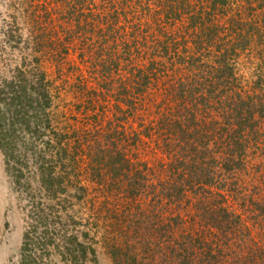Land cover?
<instances>
[{
	"label": "trees",
	"instance_id": "trees-1",
	"mask_svg": "<svg viewBox=\"0 0 264 264\" xmlns=\"http://www.w3.org/2000/svg\"><path fill=\"white\" fill-rule=\"evenodd\" d=\"M58 1L65 4L67 25L76 26L78 33L97 29L91 17L99 19L100 29L115 27L100 30L98 46L91 50L105 71L111 70L112 63L104 53L112 61L120 58L117 41L128 29L120 25L130 21L129 61L137 72L124 84L128 90L139 84L146 90L142 95H127L124 101L133 104L135 97L151 93L157 85L153 95L157 107L150 102L149 110L145 106L142 116L137 114L143 118L140 132L126 133L118 129L119 123L97 125L95 130L93 126V131L73 126L58 130L52 117L55 86L38 57L22 61L11 76L0 79V151L5 172L27 202L32 218L23 237L20 264H51L54 254L67 264H98L95 249L87 241L89 234L74 231L81 214L78 205L86 200L85 173L80 170L85 165L91 181L118 186L113 197L118 195L119 203L131 201L130 211L131 204L140 207L147 186H160L153 195L180 208L184 200L192 203L190 195L195 197L185 212L188 220L181 213L159 212L152 224L162 235L171 231L175 236L176 227L177 235L185 237L186 243L177 235L170 238V245L182 247L179 264H264L262 255L257 259L252 253L238 254L232 246L233 236L240 233L241 217H233L227 206L228 197L237 191L230 187L231 181L247 167L249 150L260 141L264 127L263 85L256 88L259 94H252L236 73L241 54L249 52L256 39L264 41V30L250 12L252 0H115L98 12L94 0ZM182 14L187 26L179 29L176 24ZM80 36L72 34L71 40ZM183 44V53L178 52ZM78 80L82 82L81 77ZM84 86L75 87L84 91ZM133 108L124 110L125 115H135ZM102 115L95 111L92 117ZM91 134L104 140H86ZM141 142L161 155L156 165L162 174L156 182H150L146 162L129 157L132 147ZM135 213L131 216L137 217ZM143 224L138 222L132 232L138 233ZM147 225L142 229L148 230ZM113 254L116 261L125 255L122 249Z\"/></svg>",
	"mask_w": 264,
	"mask_h": 264
},
{
	"label": "rangeland",
	"instance_id": "rangeland-1",
	"mask_svg": "<svg viewBox=\"0 0 264 264\" xmlns=\"http://www.w3.org/2000/svg\"><path fill=\"white\" fill-rule=\"evenodd\" d=\"M111 1L115 0H94L95 12L102 10L103 6L112 4ZM262 1L252 0L250 12L257 18L255 19L257 27L264 30V9L260 6ZM65 9V4L58 0H0V79L11 76L18 64L24 60L31 61L36 56L55 86L52 117L58 130L64 126L68 129L73 126L74 129L90 128L93 131V126L95 130L97 125L107 126L110 123H119L118 129H123L126 133L142 131L143 118H137V114L142 116L141 112L145 106H148L149 110L150 102L157 107V101L153 100V95L158 92V86H152L149 90L151 93L135 97L133 104L126 105L127 101L124 100H127L128 96H133L135 92L142 95L146 90L145 86L140 84L135 89L128 90L124 84L131 77L130 74L137 72L131 67L129 61L128 44L131 31L128 25L130 21L120 25L128 27L124 29L123 35L117 41V45L120 46L117 49V56L120 58L112 61L110 56L104 53V57L112 63L111 70L105 71L102 70L98 54L93 55L91 50L98 46L96 42L99 35L101 36L98 33L100 30L106 28L103 29L105 32L108 27L113 29L115 27L104 25L100 29L99 19L91 17L97 29L81 30L78 33L76 26L67 25L68 15L63 11ZM126 11H129L127 7ZM248 13L249 9L246 14ZM225 14L227 17L228 13ZM222 17L226 18L224 15ZM132 18L130 15L129 20ZM186 18V15L182 14L178 19L176 26L179 29L187 26ZM75 33L81 36L71 40L73 38L71 35ZM51 41H54V46H50ZM184 46V44L179 46L178 52H182ZM262 54H264V41L258 38L249 47V52L241 54L238 58L236 73L245 88L252 94H259L260 91L256 88L262 85L264 87ZM116 60L119 62L117 66ZM80 77L82 82L78 80ZM81 83L87 85L84 86V91L80 90V87H75ZM109 84L110 89L106 88ZM128 87L130 88V83ZM150 96L151 99H149ZM89 99L92 101L91 105ZM86 107L93 110H87ZM119 107L122 108L123 113L120 112ZM129 107H137V109L133 108L135 115H125L124 110ZM95 111H102L103 115L100 118L92 117ZM261 133L263 134L260 136V141L249 150L247 167L237 172L231 181L230 187H236L237 191L228 197L227 203L230 211L233 212V217H241L240 233L233 236L235 241L232 240V246L238 254L251 255L252 253L257 259H260L261 255L264 258V127ZM89 137L85 139H92L93 142L97 138L101 142L104 140V137L93 136V134ZM142 142L138 144V147H132L129 157L133 159V162H146L150 168V172L147 171L150 175L149 180L156 182L162 174L161 166L156 165L157 161L161 160L159 159L161 155L153 150V146L150 144L143 146ZM87 144L84 142V148L90 152L91 149ZM87 161L88 159H85V162ZM80 170L85 173L83 184L87 185L85 186L87 201L84 200L85 203L78 205L81 214L74 231L89 234L87 241L95 249L98 264H179V254L183 255L182 247H179L180 243L170 245L172 243L170 238H175L178 228L175 227V236L171 231L167 236L162 235L161 231H157L158 226H152V224L157 220L155 217L159 212L181 213L184 214L185 220H188L185 212L194 204L193 195L189 196L193 204L184 200L181 202L184 207L180 208V204L175 205L167 199L160 200L153 195L161 189L160 186H147L142 204L138 203L140 207L138 208L137 204H131L130 209L133 210L130 211L128 209L131 201L125 200L119 203L121 198H118V195L113 197L114 191L119 190L118 186H99L97 182L91 181L93 178L90 177L88 166L85 165ZM214 188L222 189L223 187L214 186ZM26 203L5 172L4 159L0 151V264H20L21 262L23 237L29 222H32ZM86 203L89 204L86 205ZM132 212H136L137 217L131 216L134 214ZM142 221H144L142 227L145 228L148 224L149 229L143 230L141 227L138 228L140 229L138 233L132 232L134 226ZM189 222L190 220L186 223L187 227L191 224ZM153 230L154 234H152ZM61 235L58 234V237L61 238ZM177 236L181 237V234ZM139 240L144 242V246L138 243ZM179 240L181 243H186L183 236ZM125 242L130 243L132 247ZM148 243H151L150 247H147ZM115 245L119 247H112ZM136 246L139 247L136 249ZM119 249H122L125 255L116 261L113 252H119ZM52 262L51 264H67L55 254ZM247 262L250 263L249 260ZM187 264L190 263L187 262Z\"/></svg>",
	"mask_w": 264,
	"mask_h": 264
}]
</instances>
